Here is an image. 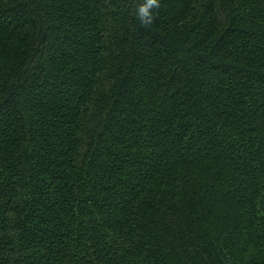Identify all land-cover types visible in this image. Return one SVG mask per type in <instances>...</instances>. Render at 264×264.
Listing matches in <instances>:
<instances>
[{
	"label": "trees",
	"instance_id": "1",
	"mask_svg": "<svg viewBox=\"0 0 264 264\" xmlns=\"http://www.w3.org/2000/svg\"><path fill=\"white\" fill-rule=\"evenodd\" d=\"M0 0V264H264V0Z\"/></svg>",
	"mask_w": 264,
	"mask_h": 264
},
{
	"label": "clouds",
	"instance_id": "2",
	"mask_svg": "<svg viewBox=\"0 0 264 264\" xmlns=\"http://www.w3.org/2000/svg\"><path fill=\"white\" fill-rule=\"evenodd\" d=\"M159 6V0H143L136 9L137 19L144 25L151 24L154 19L152 10Z\"/></svg>",
	"mask_w": 264,
	"mask_h": 264
}]
</instances>
